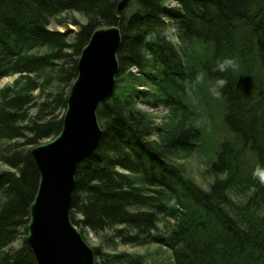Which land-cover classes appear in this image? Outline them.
Returning a JSON list of instances; mask_svg holds the SVG:
<instances>
[{"label":"trees","instance_id":"obj_1","mask_svg":"<svg viewBox=\"0 0 264 264\" xmlns=\"http://www.w3.org/2000/svg\"><path fill=\"white\" fill-rule=\"evenodd\" d=\"M119 1L0 0V79L45 73L31 85L40 96H0L7 167L0 170V264H36L24 239L40 177L29 150L60 131L81 49L93 30L110 25L121 33L119 69L114 94L97 108L99 145L76 168L73 224L82 234L110 231L111 243L164 246L174 264H264V184L253 177L264 169V0H130L118 13ZM64 11L86 22H71L76 32L50 29L49 18ZM224 57L236 59L239 71H212ZM198 73L228 81L219 97L229 136L208 164L215 178L207 189L175 161L199 144L187 101L202 89L192 88ZM139 102L163 105L169 121L156 124ZM200 102L208 108L206 97ZM230 190H249L247 204H236ZM93 249L96 264H147L138 254Z\"/></svg>","mask_w":264,"mask_h":264},{"label":"water","instance_id":"obj_2","mask_svg":"<svg viewBox=\"0 0 264 264\" xmlns=\"http://www.w3.org/2000/svg\"><path fill=\"white\" fill-rule=\"evenodd\" d=\"M129 1L120 0L117 12ZM120 45L119 27L93 30L77 60L60 131L29 150L40 177L24 239L36 264H96L93 246L71 220L70 205L77 165L99 145L97 108L114 94Z\"/></svg>","mask_w":264,"mask_h":264},{"label":"rangeland","instance_id":"obj_3","mask_svg":"<svg viewBox=\"0 0 264 264\" xmlns=\"http://www.w3.org/2000/svg\"><path fill=\"white\" fill-rule=\"evenodd\" d=\"M74 20L79 24H84L86 22V18L80 13L76 11H64L49 18V28L65 31L64 26H66V28L76 32L78 28L71 23ZM69 39H71V37ZM46 51V47L32 50L34 54H43ZM44 74H26L23 72L13 73L3 77L0 79V96L3 92L9 94L14 92H30L33 96H40L42 89L36 88L32 91L31 85L41 84V79ZM214 85L212 81L204 79L201 83V91L197 89L189 93L187 101L190 106L192 105L194 107L195 125L200 129L199 144L194 152L175 159L184 169L185 175L205 189L208 188V184L215 178L213 174L206 172L208 164L212 160L214 151H216L219 143L229 136L227 128H225L221 121L222 103L220 97L213 95L211 92V88ZM137 87L139 89H146L144 85H139ZM58 88L59 84L57 82L53 81V83L49 85V89L53 92H56ZM199 92H201V94H199ZM204 97L208 100V108H205L200 102ZM136 107L147 112L148 115L150 114L154 118L156 124L163 125L169 121L168 111L163 105L153 107L139 102ZM32 112H34V110ZM152 138L155 139L156 135L153 134ZM6 168L7 167L0 162V170ZM248 192L249 190H245V192L230 190V195L236 204L246 205L248 202ZM109 234L110 231H104L98 235L90 231H85L82 235L91 246H101L106 252L138 254L144 257L147 264H174L171 251L164 246L158 244L129 245L119 242L111 243L106 240ZM20 241V238L17 239L11 246L17 247Z\"/></svg>","mask_w":264,"mask_h":264},{"label":"clouds","instance_id":"obj_4","mask_svg":"<svg viewBox=\"0 0 264 264\" xmlns=\"http://www.w3.org/2000/svg\"><path fill=\"white\" fill-rule=\"evenodd\" d=\"M150 37H146L149 39ZM214 72L226 73L228 71H239V63L236 59L232 57L218 58L212 69ZM204 80V74L198 73L195 80L192 82V88H195L197 85L201 84ZM228 84L227 79L223 77L217 78L215 85L211 88V92L215 96L220 95V89H223ZM253 177L257 179L261 184H264V169L257 168L253 171Z\"/></svg>","mask_w":264,"mask_h":264}]
</instances>
